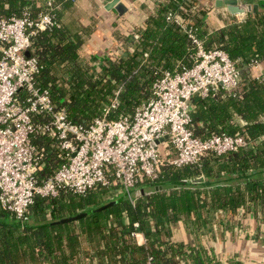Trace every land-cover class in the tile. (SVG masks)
<instances>
[{
	"label": "trees",
	"instance_id": "obj_1",
	"mask_svg": "<svg viewBox=\"0 0 264 264\" xmlns=\"http://www.w3.org/2000/svg\"><path fill=\"white\" fill-rule=\"evenodd\" d=\"M72 1L51 0L58 24L32 34L28 49L39 64L36 86L48 90L69 121L87 125L104 108L110 118L131 115L151 96V83L164 70L193 62L190 31L204 48H221L234 60L238 82L232 90L217 87L191 95L188 127L200 138L238 132L246 143L221 153L208 151L192 164L163 163L153 181L135 185L133 199L113 185H97L84 193L61 188L55 195H34L21 220L0 207V264H76L85 256L96 264H141L146 254L155 264H186V258L193 264H228L187 253L182 241H169V234L178 220L197 223L200 209L264 215V68H258L264 64V10L213 26L206 0H159L136 29L115 32L122 45L119 53L100 56L85 54L86 27L71 31L60 21ZM253 1L264 5V0ZM43 2L0 0V15L27 8L34 17L45 9ZM32 119L48 116L33 114ZM31 141L41 154L36 176L42 181L64 161V153L46 133H34ZM198 174L200 180L192 179ZM110 200L116 201L98 208ZM79 211L85 213L54 222ZM132 230L143 234L144 243L135 242Z\"/></svg>",
	"mask_w": 264,
	"mask_h": 264
},
{
	"label": "built area",
	"instance_id": "obj_2",
	"mask_svg": "<svg viewBox=\"0 0 264 264\" xmlns=\"http://www.w3.org/2000/svg\"><path fill=\"white\" fill-rule=\"evenodd\" d=\"M43 3L45 9L34 17L27 8L18 14L0 15L2 209L24 219L34 195H55L61 188L84 193L97 185H113L130 197L137 183L158 176L163 163L192 164L208 151L221 153L246 143L238 132L200 138L188 127L191 95H205L217 87L232 90L238 82L234 60L221 48H204L190 31L195 47L193 62L173 72L164 70L151 83V96L131 115L110 118L108 108H104L87 125L69 121L63 109L54 105L48 90L36 86V57L24 54L32 34L58 24L51 12V0ZM253 66L258 65L253 62ZM114 103L115 99L110 105ZM33 114L47 115L48 119L34 121ZM34 133L53 137L65 157L42 181L36 176L41 154L31 141ZM163 135L166 138L155 141ZM161 142L167 146L163 152L157 147ZM141 264H155L152 255L146 254Z\"/></svg>",
	"mask_w": 264,
	"mask_h": 264
},
{
	"label": "crops",
	"instance_id": "obj_3",
	"mask_svg": "<svg viewBox=\"0 0 264 264\" xmlns=\"http://www.w3.org/2000/svg\"><path fill=\"white\" fill-rule=\"evenodd\" d=\"M159 0H121L125 10L119 14L111 8H105L101 0H73L69 7L62 10L60 21L71 31H80L86 27L83 34V49L96 55H108L120 52L122 45L115 38V32L129 34L143 22L148 13H152ZM210 9L207 12L209 24L213 26L223 24L229 17L242 19L246 12L231 13L225 4L216 5L215 0H206ZM239 7L254 2L253 0H236ZM259 10H264V7ZM264 63V62H263ZM260 67V68H259ZM264 68L263 65L258 66ZM166 142L159 145L165 146ZM167 148L164 149V151ZM202 177V176H201ZM160 188V186H158ZM147 189V187H145ZM137 189L132 188L131 197L136 195ZM196 222L178 220L171 225L169 241H182L185 251L199 253L203 258L226 261L231 264H264V215L252 212L230 213L220 208L200 209ZM194 220V221H195ZM132 235L137 244L144 243L143 234L135 230ZM186 264H193L186 258ZM106 262V257L103 263ZM76 264H96V260L88 261L87 257H80Z\"/></svg>",
	"mask_w": 264,
	"mask_h": 264
},
{
	"label": "water",
	"instance_id": "obj_4",
	"mask_svg": "<svg viewBox=\"0 0 264 264\" xmlns=\"http://www.w3.org/2000/svg\"><path fill=\"white\" fill-rule=\"evenodd\" d=\"M104 4L105 8H111L113 7L117 13L121 14L124 10H125V5L121 2V0H101ZM215 4L216 5H221V4H225L226 9L231 12V13H235V12H242L244 10H249L251 9L252 11H256L259 9H262L264 7V5L262 4H257V3H253V4H249L246 3L244 4L242 7H239L236 3V0H215ZM24 54L28 55L29 51L26 49L24 50ZM164 138H166V135H163L162 137H159L158 139H156L155 141H161ZM197 179L200 180L201 179V175L198 174L194 177H192V179ZM159 186V185H158ZM116 200H110L106 203L101 204L98 208H102L104 206H107L109 204L114 203ZM85 212L84 211H79L73 215H69V216H65V217H61L57 220H55L54 222H65L68 220H74L76 218H78L79 216L83 215Z\"/></svg>",
	"mask_w": 264,
	"mask_h": 264
},
{
	"label": "rangeland",
	"instance_id": "obj_5",
	"mask_svg": "<svg viewBox=\"0 0 264 264\" xmlns=\"http://www.w3.org/2000/svg\"><path fill=\"white\" fill-rule=\"evenodd\" d=\"M157 147L159 148L160 152H163L164 149L167 148V146H161V145H158Z\"/></svg>",
	"mask_w": 264,
	"mask_h": 264
}]
</instances>
